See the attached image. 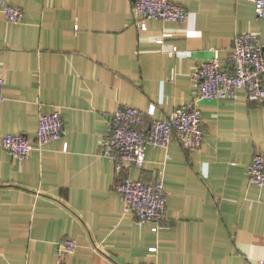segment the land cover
Listing matches in <instances>:
<instances>
[{"label":"crops","instance_id":"obj_1","mask_svg":"<svg viewBox=\"0 0 264 264\" xmlns=\"http://www.w3.org/2000/svg\"><path fill=\"white\" fill-rule=\"evenodd\" d=\"M136 0H0V264H59V243H78L65 264H261L264 187L248 167L264 155V103L237 99L201 105L205 137L186 150L148 147L143 168L163 176L165 220L139 225L114 190L113 162L102 153L113 113L129 105L166 119L186 105L198 66L226 63L237 34L264 43V19L249 0H169L184 23L148 19ZM23 11L10 23L3 5ZM162 40V42H160ZM60 111L64 133L20 160L7 134L36 139L39 117ZM67 147V148H65ZM158 227V230H154Z\"/></svg>","mask_w":264,"mask_h":264},{"label":"built area","instance_id":"obj_2","mask_svg":"<svg viewBox=\"0 0 264 264\" xmlns=\"http://www.w3.org/2000/svg\"><path fill=\"white\" fill-rule=\"evenodd\" d=\"M249 1L254 4L258 18L264 19V0ZM135 9L143 16L137 24L142 30L147 28L148 19L176 23L189 19V11L185 7L169 0H136ZM2 11L10 23L23 20V11L18 7L5 4ZM192 80L196 84L192 99L164 120L156 119L152 112L129 105L121 106L111 117L102 153L114 164L117 178L114 190L123 201L125 213L133 214L139 225L148 222L159 224L165 220L167 192L162 175L152 183H145L134 180L126 171L132 167L143 168L148 147L167 149L173 138L186 150L199 149L205 137L201 105L206 101L237 99L242 91L247 101L264 103V43L258 35L237 34L226 63L223 64L216 54L198 66ZM4 90L5 81L0 78V106L6 100ZM64 128L60 111L44 113L39 117L36 139L23 134H7L2 145L14 157L25 160L35 146L42 149L60 139ZM248 174L252 183L264 187V155L255 156L248 167ZM77 249L75 240L63 239L57 248L59 264H65L67 257L74 255Z\"/></svg>","mask_w":264,"mask_h":264}]
</instances>
